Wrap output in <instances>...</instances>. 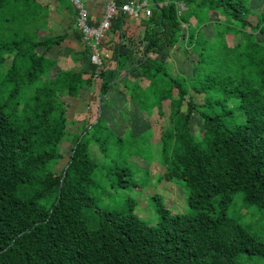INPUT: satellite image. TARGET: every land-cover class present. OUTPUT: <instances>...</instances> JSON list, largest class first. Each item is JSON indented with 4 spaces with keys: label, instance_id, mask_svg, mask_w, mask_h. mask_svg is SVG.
Wrapping results in <instances>:
<instances>
[{
    "label": "trees",
    "instance_id": "trees-1",
    "mask_svg": "<svg viewBox=\"0 0 264 264\" xmlns=\"http://www.w3.org/2000/svg\"><path fill=\"white\" fill-rule=\"evenodd\" d=\"M147 1L152 14L141 18L143 38H127V15L113 19L110 31L120 37L114 61L122 68L142 55L128 72L141 70L136 75L149 85L143 89L128 75L120 81L147 117L171 100L158 142L166 167L159 178L182 189L189 209L173 211L154 193L159 220L150 224L133 198L118 209L96 207L102 176L94 148L120 188L133 183L127 155L144 148L108 125L106 98L103 113L82 125L57 169L69 132L63 96L90 90L97 74L99 96L106 97L108 66L97 73L85 45L87 69L53 73L58 59L47 52L67 34L52 35L49 6L0 0V264H264V11L251 0ZM59 2L77 16L71 0ZM168 47L187 58L196 54L191 75L172 72ZM193 115L202 121L198 135ZM153 137L141 141L150 146ZM238 202L256 208L255 223L233 211Z\"/></svg>",
    "mask_w": 264,
    "mask_h": 264
},
{
    "label": "rangeland",
    "instance_id": "rangeland-1",
    "mask_svg": "<svg viewBox=\"0 0 264 264\" xmlns=\"http://www.w3.org/2000/svg\"><path fill=\"white\" fill-rule=\"evenodd\" d=\"M45 1V0H42ZM56 2V0H51ZM251 7L253 6L254 10H262L264 11V1L261 0H251ZM183 5V4H182ZM181 5V6H182ZM184 6V5H183ZM184 8V7H183ZM182 8V9H183ZM220 17L219 15H215V18ZM58 18V17H57ZM222 18V17H221ZM251 19L255 21V17L251 16ZM59 20V18H58ZM61 20V19H60ZM71 21H73V17H71ZM193 21H195L193 19ZM77 23V18H76ZM208 36H211L209 34ZM214 38H211L213 40ZM177 53V51H176ZM180 58L182 59L181 63L179 60L175 59L173 65H171L172 72L175 73L176 70H179L185 75L192 74L193 68V58L196 54H192L191 58H187L186 55L181 51ZM178 54V53H177ZM179 57V56H178ZM178 61V62H177ZM194 94L195 99L197 102H202L203 94H197L193 90L191 91ZM83 99L80 97L75 99L77 103H80L79 111H77L76 106L73 108V99L69 96H63V99L66 103V110H67V118H68V127L67 130L69 131L65 140H63L60 144V151L64 154V157L60 159L57 164V169L61 170L64 165L67 163L69 155L72 149V142L74 138L79 134L81 131L82 125L87 121H95L97 114L99 113V108L95 107V103L92 102V96L90 97L86 93L83 95ZM178 95L175 94V98ZM104 99V98H103ZM94 100H98V98H94ZM100 102V101H99ZM187 100L183 104V110H187L186 106ZM171 107V100L165 99L163 101V109L161 112L156 109V113L152 116H148L144 118V116L138 113L139 119L137 120L136 117L130 116L129 112L130 109L125 107H117L115 105V110H113L114 117L113 120L110 119L111 114L106 113L104 116L108 119V125L112 127L115 133L122 137L130 138L131 135L140 141V145L144 147L143 149H134L131 153L130 151H124L128 154V161L130 163L131 168L133 169V183L135 185L120 188L114 182L117 175H114V179L112 176H106L108 172L109 165L107 161L102 159V156H99L97 153L96 147L94 151L97 155V162L99 164L98 171L102 176V179L99 181L100 183V193L97 194L99 198H95L96 202L95 205L98 208L102 209H118L123 207L125 202L133 198L136 200V212L147 222L150 224H156L159 220L158 214L156 212V208L153 204V199L151 196L154 193H159L163 196L166 204H168L173 211L176 212H186L189 207L185 202V198L183 196L182 189L172 181L162 179L160 180V176L164 174L166 167L161 162V154L159 151V144L160 141V134L168 125L169 119V111ZM138 110H141V107H137ZM185 108V109H184ZM125 110L124 113H118L121 110ZM103 113V110L101 114ZM127 113V116H126ZM153 127L154 129H150L149 127ZM191 127L192 130L198 135L202 130V121L196 115H193L191 118ZM149 128V129H148ZM155 130V135L153 134ZM154 136L152 138V143L149 146V143L142 142L141 140ZM130 149V148H129ZM176 183L179 184L177 181ZM137 184V185H136ZM180 185V184H179ZM108 196H105V194ZM256 208L253 207L251 210L249 207L243 206L242 203L238 202V204L233 208V211L236 213H244V221H250L255 223L258 219V215L255 216ZM246 210H249V214H246ZM264 263V260H263Z\"/></svg>",
    "mask_w": 264,
    "mask_h": 264
},
{
    "label": "crops",
    "instance_id": "crops-1",
    "mask_svg": "<svg viewBox=\"0 0 264 264\" xmlns=\"http://www.w3.org/2000/svg\"><path fill=\"white\" fill-rule=\"evenodd\" d=\"M40 1L49 6L51 20L50 27L52 29V35L67 34L64 41H62L60 44L54 45L47 52V56H49L50 58L58 59V64L52 72H57V70H59V68L61 67L66 69L73 68L75 70L87 69L89 66V59L84 54L86 44L83 41L82 34L76 23V13L69 11V9L66 7H61L59 0H56V2L53 3H51V0ZM83 1L87 9L89 10L93 23H98L104 14L107 3L111 0ZM261 1L263 2V0ZM57 17L59 18V20ZM71 17H73V21H71ZM142 18L146 17L143 16ZM124 26L127 38L129 37V39L132 38L135 40L143 38L146 26L143 24V21L141 19H136L128 16ZM123 41L125 42L124 39ZM119 42L120 37H118V33L109 31L102 47L103 51L105 52V63L108 66L106 67V78L107 80L111 81L110 92L106 97L104 96V98H106L104 108L108 110V112L112 116L110 117V119L114 121L116 117H114L112 111L115 110V105L116 108L122 106L125 107L126 105H128L130 109V116H132V118L136 117L137 119H139V117L137 116L138 113H140V115L142 116H144V114L141 110L136 109L138 107L136 102L128 101L131 91L127 87H125L120 79L125 75H128V79L130 81L137 82L143 89L149 85V80L144 76L136 75L140 74L141 70L139 69L133 71L134 73L131 70V73L130 71L128 72L129 68L132 65H136L141 59L142 55H140L139 53H135L129 59H127L122 68H120L121 66H117V62L114 61L117 53L114 52V50ZM165 51L167 52V60L171 63H174L175 59L179 60V63L183 62L180 58V50L174 47H168ZM176 51L178 54L176 53ZM111 57L113 58L112 62L111 60H109V58ZM161 57V55L157 56V58L159 59H161ZM115 81H117L116 84H114ZM102 82V78H100L99 76H95L94 86L90 90H84L79 97L69 96L71 99H73V108L76 106L77 111H79V107L81 105L74 100L77 98L80 99V97L83 99V95L85 93L87 95H90V93H92V102L95 103V107L100 109V105L102 106L103 104L102 97L100 98L99 96ZM94 98H98V100H94ZM118 113H120V111ZM144 118H147V116L145 115Z\"/></svg>",
    "mask_w": 264,
    "mask_h": 264
},
{
    "label": "built area",
    "instance_id": "built-area-1",
    "mask_svg": "<svg viewBox=\"0 0 264 264\" xmlns=\"http://www.w3.org/2000/svg\"><path fill=\"white\" fill-rule=\"evenodd\" d=\"M77 12V25L82 34L83 41L91 47V61L95 65L97 73L105 65V52L103 41L107 38L112 21L118 14H125L133 18L141 19L152 14V8L147 0H126L118 3L111 0L107 3L104 14L98 23H93L89 10L83 0H71ZM184 7L183 5L181 6ZM96 76H98L96 74Z\"/></svg>",
    "mask_w": 264,
    "mask_h": 264
},
{
    "label": "water",
    "instance_id": "water-1",
    "mask_svg": "<svg viewBox=\"0 0 264 264\" xmlns=\"http://www.w3.org/2000/svg\"><path fill=\"white\" fill-rule=\"evenodd\" d=\"M153 1V3L156 5L157 4V0H152ZM165 29L163 28V30H162V32L164 31ZM103 98H104V96H102V100H103ZM101 112H102V106L100 105V109H99V115L101 114ZM66 168H67V166H66Z\"/></svg>",
    "mask_w": 264,
    "mask_h": 264
}]
</instances>
